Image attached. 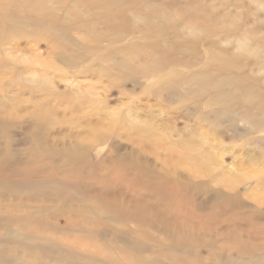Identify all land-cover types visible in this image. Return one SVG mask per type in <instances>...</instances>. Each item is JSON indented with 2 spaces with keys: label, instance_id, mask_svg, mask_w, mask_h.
I'll list each match as a JSON object with an SVG mask.
<instances>
[{
  "label": "rangeland",
  "instance_id": "obj_1",
  "mask_svg": "<svg viewBox=\"0 0 264 264\" xmlns=\"http://www.w3.org/2000/svg\"><path fill=\"white\" fill-rule=\"evenodd\" d=\"M6 1L0 0V9ZM141 1L143 6L138 5L144 8L142 14L150 10L158 14L153 16V23L166 30L159 38H163L168 57L181 74L199 72L211 64V82L231 80L223 91L245 102L226 114L214 89L200 94L188 91L186 84H177L176 91L154 93L149 85L161 74H152L146 49L133 54V63L144 73L121 80L99 73V66L122 61L112 48L133 40L151 42L154 36L142 38L138 33L112 44L109 38L114 31L100 24L98 30L105 35L98 44L110 49L108 62L87 52L85 47L94 43L80 28L60 35L57 42L64 46L61 50L53 48L52 42L35 40L31 34L2 45L0 99L6 103L1 109L7 110L6 117L19 115L18 122L28 121V109L47 111L50 134L56 138L74 135L90 141L99 128L107 137L90 158H95L94 162L103 159L104 164L82 166L78 178L96 189L118 188L123 191L124 203L127 197L137 199L147 206L148 216L154 218L160 211L173 224L165 228L155 219L141 225L128 219L109 225L104 220L91 221L92 225L85 224L86 231H79L83 240L58 238L54 243L60 246L55 248L60 250L64 243L74 242L78 249L88 251L83 258L92 251L95 260H105L98 249L114 258L116 264H123L121 259L126 264L136 257L142 264H189L187 261L194 262L200 256L202 264H264V0ZM56 10L59 16H65L66 7ZM88 13L93 10L84 17ZM136 26L144 28L139 21ZM65 45L71 47L66 49ZM72 49L87 56L76 63L68 62L62 52L71 56ZM219 57L231 66L230 72L219 73L213 66V60ZM50 61L54 63H47ZM113 68L112 74L119 75L120 71ZM214 100L218 103L210 104ZM246 109L252 111L251 121L241 117ZM24 124L18 123L10 133L0 124L1 159L16 155L26 160L29 153L41 157L34 142L22 145L25 131L21 126L30 125ZM123 153L133 160L121 159ZM44 159L52 160L48 156ZM129 201L126 204L130 207ZM0 202L10 210L2 199ZM45 205L41 201L42 210L33 213L41 216L39 221L31 216L30 221L12 225L59 235L63 228L54 226L47 210L50 205ZM61 219L63 225L65 219ZM177 222L186 228L191 224L192 231L210 229L211 237L197 242L176 238ZM119 245L124 252L116 249ZM11 258L14 256L2 259L0 264H13ZM66 260L61 258L59 263L66 264Z\"/></svg>",
  "mask_w": 264,
  "mask_h": 264
},
{
  "label": "bare ground",
  "instance_id": "obj_2",
  "mask_svg": "<svg viewBox=\"0 0 264 264\" xmlns=\"http://www.w3.org/2000/svg\"><path fill=\"white\" fill-rule=\"evenodd\" d=\"M6 2L0 9V47L18 36L31 34L35 40L52 42L53 48L61 50V47L64 46H60L57 42L60 35L67 36L73 29L80 28L85 32V38L94 43L92 46L88 45L85 47L87 52L94 54L96 59L109 61L111 53L108 51L110 49H105L103 48L104 46L98 44L105 35L98 30L99 25L102 24L101 28H110L114 31L109 38L112 44H116L120 40L138 33L142 34V38L154 36L156 39L151 42H145V40L136 42L133 40L112 48L122 58V61L116 62V65L99 66V73L111 75V77L118 80L124 77L134 78L138 73H144L143 68L133 63V54L146 49L149 50L147 57L149 58L152 74H161L155 82L149 85L154 93L159 94V92L164 90L176 91L178 90L177 84H186L189 86L188 91L191 90L200 94L214 89L219 102L221 104L224 103L226 114H232L235 105H243L245 102L243 98L238 97L234 93L223 91L226 85L231 84V80H227L226 82L229 81L228 83L220 79L211 82L212 77L211 72H209L211 64H208L199 72L181 74L173 66V61L171 62L169 59L167 45L161 41L163 38H159L163 34L165 35L166 30L157 27L153 23V16L158 14L152 10L148 14L141 13L144 8H141L138 4L140 3L143 6L144 1L8 0ZM58 5H60L59 7H66L65 16H59L56 12V9L59 8ZM21 10L23 11L22 13L20 12ZM91 10H93V13L91 15L88 13L87 15L89 16L84 17L85 13ZM130 13H132V16H129ZM137 21L142 22L144 28L136 26ZM106 39H108L107 36ZM65 46L68 49L67 46L69 45ZM71 52V56L66 52H62V57L71 63H76L87 56V54L78 50L72 49ZM213 62L216 63H213V66L216 65L219 73L228 72L226 70L231 71V66L228 67L225 59L219 57L215 58ZM47 63L53 64L54 61ZM1 64H3V60H0ZM112 67L120 71L119 75L115 76L112 74ZM146 73L149 72L147 71ZM37 91L39 90L37 89ZM250 98L252 97L250 96ZM213 103H218V101L210 102V104ZM3 105H6V103L0 99V117H6L7 110H1ZM27 111H29L28 121L18 122L19 115L10 118L6 117L8 119L0 118V124L6 126L8 133L14 131L18 123L25 125L24 123L28 122L30 124L28 127L21 126L25 131L22 145L34 142L35 146H37L36 150L42 153L41 157L40 154L29 153L26 160L25 158L19 160L16 155L8 158L6 156L4 159L0 158V200L2 199V202L4 201L7 203L6 206L10 207L8 211L7 207L0 204V229H2V232H0V263L3 262L2 259L4 261L8 260L7 258L13 255L14 259L11 258L13 264H60L61 258L67 259L66 264H107L109 261H112L109 264H116L114 258L104 254L105 251L96 250L100 257L105 259L97 261L92 251H90L89 257L83 258L82 256H86L85 252L88 251L78 249L73 244L74 242L72 244L64 243L66 246H62L60 250L55 248L56 245L60 246V244H55L54 242L58 238L61 241H72L73 238L79 241L83 240L84 235L79 233V231L82 229L86 231L91 221L93 223L104 220L108 224L111 221H125L128 219L141 225L155 219L163 223L165 228L169 227L170 224L173 225L168 219L169 217L161 214L160 211H157L154 218L148 216L145 212L147 206L137 199L127 197V200L128 198L130 199L129 203L131 202L129 207V204H126L127 200L125 203L122 200L123 191L118 188L96 189L85 184L84 179L78 178L79 169L82 166L96 168L104 164L103 159L95 160L94 162L92 159L95 158H90L93 150L105 142L107 136L102 133V130L97 128L94 132V139L90 141L87 140L88 137L74 135H64L56 138L50 134L52 125L51 121H48L47 111H40L37 108L28 109ZM251 114L252 111L250 112V109H246L241 114V117L251 121ZM64 138L66 139L65 141ZM47 156L51 157L52 160L48 159L49 161H45L44 157ZM129 156L131 157V155L123 153L120 158L133 160ZM59 175H63L65 178L62 179ZM47 188H50V190H46ZM18 199H21V205H17ZM41 201L45 202V207L50 205L47 210L50 212V220L55 223L54 226L57 228L62 226L63 232L59 235L43 234L30 228H24V226L20 228L12 225L30 221L31 216H35L33 213L37 214V212L42 210L40 209L43 207L40 206ZM21 207L29 211L25 213L20 209ZM38 209L40 211H36ZM61 218L65 219L63 225L60 224L62 222ZM40 219L41 216H35L36 221ZM77 224H81V226L76 227ZM177 224L178 230L174 237L183 239L186 242L201 241L203 240L201 238L211 235L210 229H206L205 232H202L203 230L200 228L192 231L191 224L188 225V228L183 227L182 222H177ZM105 236L107 237V235ZM35 240H42V242H35ZM93 247H96V245L94 244ZM116 249H119L120 253L124 252L121 245L117 246ZM121 261L124 264L122 259ZM187 263L202 264V258L200 256L195 258L194 262L189 260ZM126 264H142V261L136 257L133 261L130 260Z\"/></svg>",
  "mask_w": 264,
  "mask_h": 264
}]
</instances>
